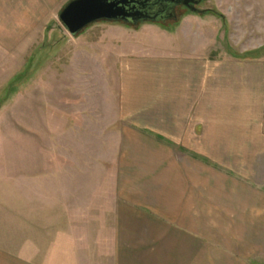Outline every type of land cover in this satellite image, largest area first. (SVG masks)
<instances>
[{
    "label": "rangeland",
    "instance_id": "1",
    "mask_svg": "<svg viewBox=\"0 0 264 264\" xmlns=\"http://www.w3.org/2000/svg\"><path fill=\"white\" fill-rule=\"evenodd\" d=\"M70 1L0 0V264H109L99 240L119 215L193 235L194 251H163L162 264H264V111L243 138L258 143L189 145L209 164L124 118L152 83L134 71L150 55L253 60L264 88V0H201L203 12L75 37L59 19Z\"/></svg>",
    "mask_w": 264,
    "mask_h": 264
},
{
    "label": "crops",
    "instance_id": "2",
    "mask_svg": "<svg viewBox=\"0 0 264 264\" xmlns=\"http://www.w3.org/2000/svg\"><path fill=\"white\" fill-rule=\"evenodd\" d=\"M137 62L139 66L134 71L142 75H138L139 79L152 83H146L149 87L139 94L140 102L131 105L124 118L145 132V138L151 137L152 143L178 144L185 154L192 155L191 160L197 158L209 164L213 157L208 149L202 154L191 153L189 145L218 143L225 145L224 148L231 153L237 152L236 147H232L234 144L259 142L257 139H243L244 136L255 138L259 134L258 122L264 111V88L260 87L258 68L252 67L255 61L150 55ZM140 63L151 66L150 71L144 74ZM158 63L169 65L160 69L156 66ZM158 71L163 72L161 77ZM133 77L128 75L125 78ZM160 78L169 81L160 80L162 84H158L156 81ZM156 84L160 86L157 90L153 87ZM167 173L162 171L160 175ZM150 198L154 206L165 207L166 215L169 213L166 210L172 209L161 198L155 195ZM132 221L126 222L119 215L115 232L113 228L110 237L99 240L100 244L107 241V246L101 249L110 251L107 255L109 264H162L163 251H194L192 234L176 233L162 224L156 227L155 221H150L151 228L161 227V230L168 227V234L174 237L166 239L164 234L157 236L154 231H144L137 220Z\"/></svg>",
    "mask_w": 264,
    "mask_h": 264
},
{
    "label": "water",
    "instance_id": "3",
    "mask_svg": "<svg viewBox=\"0 0 264 264\" xmlns=\"http://www.w3.org/2000/svg\"><path fill=\"white\" fill-rule=\"evenodd\" d=\"M201 0H71L60 12L59 19L75 37L97 21L164 23L177 19L176 9L184 6L192 12H203L196 6Z\"/></svg>",
    "mask_w": 264,
    "mask_h": 264
},
{
    "label": "flooded vegetation",
    "instance_id": "4",
    "mask_svg": "<svg viewBox=\"0 0 264 264\" xmlns=\"http://www.w3.org/2000/svg\"><path fill=\"white\" fill-rule=\"evenodd\" d=\"M179 7H184V6H179Z\"/></svg>",
    "mask_w": 264,
    "mask_h": 264
}]
</instances>
